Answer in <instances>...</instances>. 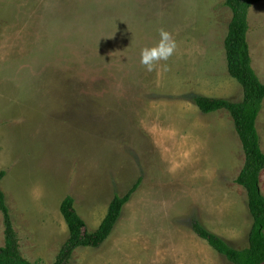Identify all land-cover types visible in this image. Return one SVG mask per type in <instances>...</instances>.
<instances>
[{"label": "rangeland", "instance_id": "1", "mask_svg": "<svg viewBox=\"0 0 264 264\" xmlns=\"http://www.w3.org/2000/svg\"><path fill=\"white\" fill-rule=\"evenodd\" d=\"M231 18L225 0H0V189L27 260L55 261L68 237L64 197L94 231L113 196L139 178L105 242L76 248L67 264H232L192 219L248 246L232 117L193 102L243 98L227 70ZM248 25L264 80V0L250 7ZM161 29L176 49L148 71L141 50ZM256 127L264 137V110ZM261 186L264 194V172Z\"/></svg>", "mask_w": 264, "mask_h": 264}, {"label": "trees", "instance_id": "2", "mask_svg": "<svg viewBox=\"0 0 264 264\" xmlns=\"http://www.w3.org/2000/svg\"><path fill=\"white\" fill-rule=\"evenodd\" d=\"M260 1L262 0H225V5L232 12L224 39L227 70L242 86V100L234 102L202 95L193 97V102L203 113L222 109L229 112L244 153L243 166L233 182L245 190L248 211L252 217L247 236L248 246L236 249L224 238L207 229L200 221L192 219L190 223L199 238L232 264L264 263V194L260 189L259 179L261 171L264 170V152L260 147V136L256 127L257 118L264 110V82L259 79L252 66L247 41L248 12L252 5ZM6 173V170H0V181ZM140 182L139 178L123 195L113 196L105 216L94 231L90 230L86 220L77 212L74 198L70 195L64 197L60 203V213L67 225L68 237L52 264H67L73 251L78 247H100L111 234L124 205L137 190ZM0 212L5 237V245L0 247V264H40L30 262L21 254L7 198L1 189Z\"/></svg>", "mask_w": 264, "mask_h": 264}, {"label": "clouds", "instance_id": "3", "mask_svg": "<svg viewBox=\"0 0 264 264\" xmlns=\"http://www.w3.org/2000/svg\"><path fill=\"white\" fill-rule=\"evenodd\" d=\"M159 34L160 39L156 45L141 50L140 62L148 71H152L159 61H167L176 49V42L169 32L161 29Z\"/></svg>", "mask_w": 264, "mask_h": 264}, {"label": "crops", "instance_id": "4", "mask_svg": "<svg viewBox=\"0 0 264 264\" xmlns=\"http://www.w3.org/2000/svg\"><path fill=\"white\" fill-rule=\"evenodd\" d=\"M259 76V75H258ZM259 79L262 81V82H264V80H263V78H260V76H259ZM235 102V101H234ZM239 102V101H238ZM14 115H16V113L14 112ZM259 136H260V147H261V150L264 152V137L259 133ZM263 172H264V170H262L261 171V173H260V189H261V191H262V177H263ZM2 181V180H1ZM75 203V202H74ZM75 208H76V206H75ZM248 208V207H247ZM76 210H77V208H76ZM59 211H60V206H59ZM78 211V210H77ZM238 212V211H237ZM78 213L80 214V215H82V217L87 221V223H88V225H89V227H90V223L88 222V220H87V218L83 215V214H81L79 211H78ZM61 214V213H60ZM242 214L244 215V214H246L247 216V221H248V223L246 224V225H248L247 227L250 229V226H251V224H252V217H251V215H250V217H249V214H247V212H246V210H245V212H242ZM251 218V219H250ZM239 218H237L236 220H238ZM241 221V220H240ZM242 224V223H241ZM98 225H99V223H98ZM240 225V224H239ZM247 228V230H249ZM221 236H223L222 234H220ZM248 236V235H247ZM224 238V237H223Z\"/></svg>", "mask_w": 264, "mask_h": 264}]
</instances>
